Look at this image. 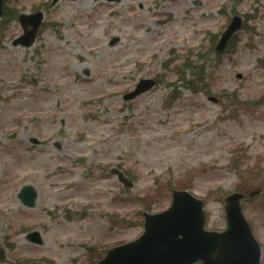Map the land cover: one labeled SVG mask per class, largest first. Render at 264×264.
<instances>
[{"label":"rangeland","instance_id":"rangeland-1","mask_svg":"<svg viewBox=\"0 0 264 264\" xmlns=\"http://www.w3.org/2000/svg\"><path fill=\"white\" fill-rule=\"evenodd\" d=\"M3 5L0 264H93L107 247L137 237L144 205L165 210L180 185L205 201L209 229L225 227V194L255 193L243 209L264 264V0ZM38 10L45 19L36 41L13 46L23 29L12 14ZM233 13L243 26L218 57L209 51L213 35ZM191 63L202 67L203 92L187 85ZM149 77L160 83L123 101ZM113 166L134 178L129 191ZM25 184L37 191L32 208L18 199ZM36 229L40 245L26 238Z\"/></svg>","mask_w":264,"mask_h":264},{"label":"water","instance_id":"water-1","mask_svg":"<svg viewBox=\"0 0 264 264\" xmlns=\"http://www.w3.org/2000/svg\"><path fill=\"white\" fill-rule=\"evenodd\" d=\"M113 1V0H109ZM0 0V15L2 12ZM24 34L15 40L14 45L23 44L28 47L34 42L38 26L42 21V13L20 16ZM222 34L218 51H223L233 33L241 27L237 17ZM31 26L30 29L27 27ZM113 38L110 45L117 42ZM154 81L141 80L136 90L124 96L132 99L138 94L148 91ZM120 182L130 187L121 172L114 170ZM255 193L250 194L255 196ZM170 208L161 213L144 212L143 233L134 241L115 246L106 251L103 260L96 264H260L261 246H259L250 225L242 214L241 199L238 193L230 194L224 199V215L226 229L220 232L207 230L205 225L204 205L201 200L187 192L175 190L171 193ZM20 198L23 203L35 205L36 191L25 186ZM30 239L40 243L39 234H30ZM2 250L0 251L1 256ZM1 258V257H0ZM2 259V258H1Z\"/></svg>","mask_w":264,"mask_h":264},{"label":"trees","instance_id":"trees-1","mask_svg":"<svg viewBox=\"0 0 264 264\" xmlns=\"http://www.w3.org/2000/svg\"><path fill=\"white\" fill-rule=\"evenodd\" d=\"M190 88L193 89L194 91H198V85L197 84L195 85V84L192 83L190 85Z\"/></svg>","mask_w":264,"mask_h":264}]
</instances>
